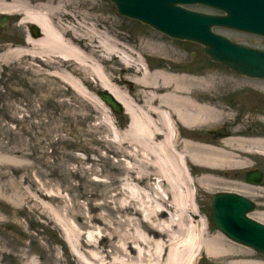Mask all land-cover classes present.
<instances>
[{
	"label": "bare ground",
	"instance_id": "bare-ground-1",
	"mask_svg": "<svg viewBox=\"0 0 264 264\" xmlns=\"http://www.w3.org/2000/svg\"><path fill=\"white\" fill-rule=\"evenodd\" d=\"M99 11L94 0H0V15L16 13L21 24L35 26L42 33L37 39L28 33L26 46L8 49L0 61L11 56L27 57L52 69L54 77L81 96L84 88L78 78L88 77L121 102L131 119L125 134L114 124L109 125L114 130L116 153L130 161L127 168L123 167L126 187L121 183L114 190L116 197L128 195L116 204L126 214L130 232L84 222L99 221L96 216L73 211L64 215L54 210L50 217L58 222L72 255L78 264H200L202 256L216 264H264L260 255H246L240 247L243 245L229 241L220 231L211 232L198 205L199 184L209 190L218 181L214 175L231 173L235 162L229 152L230 141L208 150L207 174L203 176L198 154L173 123L174 117L191 115L189 103L200 98L197 85L218 87L227 84V79L239 77L227 74L225 78H214L211 73L184 70L185 56L177 49L163 48L159 42L149 43V47L138 45L134 51L135 46L120 44L97 23ZM148 58L156 59L157 65L150 66ZM114 61L124 66L122 84L126 90L113 78ZM109 71H113L112 76ZM128 87L133 88L132 95ZM12 160L5 158L4 166L14 167ZM102 161L108 162L109 158L102 157ZM109 167L113 174L121 172L120 164ZM96 171L92 168L89 172ZM120 182L113 177L110 185ZM69 216L75 225L69 222Z\"/></svg>",
	"mask_w": 264,
	"mask_h": 264
},
{
	"label": "rangeland",
	"instance_id": "rangeland-1",
	"mask_svg": "<svg viewBox=\"0 0 264 264\" xmlns=\"http://www.w3.org/2000/svg\"><path fill=\"white\" fill-rule=\"evenodd\" d=\"M94 1L100 10L97 23L120 44L149 47V43L159 42L165 49L180 51L186 58L184 66L188 71H205L214 78L228 77L224 68L204 58L199 45L174 40L138 21L121 17L108 0ZM190 9L218 14L203 6ZM7 16L9 22L0 27V56L8 49L25 47L30 31L28 25L20 23V15ZM215 31L236 43L264 50L262 37L228 29ZM148 59L157 65L156 59ZM113 69V78L126 90L122 84L126 75L122 73L124 66L114 61ZM113 71L108 74L112 76ZM52 72L27 57L11 56L0 61V264H30L33 260L38 264H78L58 222L50 217L54 210L64 215L73 211L86 217L96 216L99 221L84 222L109 225L120 233H129L131 229L126 214L116 204L124 202L128 195L116 197L114 191L121 183L122 186L127 183L122 182L123 170L130 161L116 153L114 130L109 126L117 125L119 132L125 134L127 115H114L101 104L98 97L101 88L92 79L78 78L84 88L81 96ZM19 151L22 153L16 154ZM102 157L109 161H102ZM5 158L13 159L14 167L4 166ZM114 164L121 165L120 173H112L109 166ZM92 168L97 169L96 173L89 172ZM2 174L7 177L2 178ZM82 175L87 178L84 180ZM113 177L121 182L110 185ZM214 177L218 181L209 190L197 186L201 215L209 220L214 195L232 187L230 177L223 174ZM71 217L69 222L75 225ZM115 223L118 225L113 226ZM209 224L211 232L218 231L211 221ZM240 247L246 255L256 253ZM215 262L202 256L201 264Z\"/></svg>",
	"mask_w": 264,
	"mask_h": 264
},
{
	"label": "water",
	"instance_id": "water-1",
	"mask_svg": "<svg viewBox=\"0 0 264 264\" xmlns=\"http://www.w3.org/2000/svg\"><path fill=\"white\" fill-rule=\"evenodd\" d=\"M118 13L139 20L166 35L200 44L213 61L222 63L236 73L264 78V51L241 46L213 32V28L234 29L264 37V0H111ZM205 5L225 15L210 16L184 8ZM7 21L2 18V23ZM39 36L36 27L32 28ZM100 98L118 114L123 106L110 93ZM242 199L233 194L214 198L212 221L231 240L251 247L264 255V226L246 218Z\"/></svg>",
	"mask_w": 264,
	"mask_h": 264
},
{
	"label": "flooded vegetation",
	"instance_id": "flooded-vegetation-1",
	"mask_svg": "<svg viewBox=\"0 0 264 264\" xmlns=\"http://www.w3.org/2000/svg\"><path fill=\"white\" fill-rule=\"evenodd\" d=\"M225 83L197 85L200 98L189 103L191 115L174 117V128L198 154L203 176L208 150L230 141L235 192L245 199L244 208L252 207L248 217L264 224V79L236 78ZM128 89L132 95L133 88Z\"/></svg>",
	"mask_w": 264,
	"mask_h": 264
}]
</instances>
